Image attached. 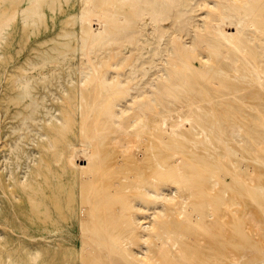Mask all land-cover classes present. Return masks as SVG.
Instances as JSON below:
<instances>
[{"label":"bare ground","instance_id":"1","mask_svg":"<svg viewBox=\"0 0 264 264\" xmlns=\"http://www.w3.org/2000/svg\"><path fill=\"white\" fill-rule=\"evenodd\" d=\"M14 22L47 231L0 264H264V0H0Z\"/></svg>","mask_w":264,"mask_h":264},{"label":"rangeland","instance_id":"2","mask_svg":"<svg viewBox=\"0 0 264 264\" xmlns=\"http://www.w3.org/2000/svg\"><path fill=\"white\" fill-rule=\"evenodd\" d=\"M23 72L30 81V23H9L0 43V231L14 232L3 236L0 253L18 246L24 250L30 241L44 240L47 231L44 144L39 136L30 138V122L25 121L31 108L30 86L23 93L18 81ZM34 89L48 88L38 84ZM67 110L66 105L47 99L34 114L37 120L46 111L64 119ZM13 174L25 179L24 184L11 178ZM19 225L27 226V233Z\"/></svg>","mask_w":264,"mask_h":264}]
</instances>
